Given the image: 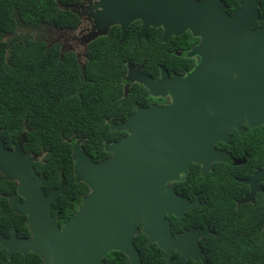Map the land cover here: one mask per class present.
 Instances as JSON below:
<instances>
[{"label": "water", "instance_id": "water-1", "mask_svg": "<svg viewBox=\"0 0 264 264\" xmlns=\"http://www.w3.org/2000/svg\"><path fill=\"white\" fill-rule=\"evenodd\" d=\"M239 8L229 15L222 0H101L96 6L125 24L140 19L144 26H161L164 37L186 30L201 42L190 54L202 60L185 78L161 84L162 96L171 98L164 107L136 110L110 130L125 136L106 144L111 156L96 164L76 141L72 149L73 174L89 188L77 211L62 226L51 214V205L63 191L46 194L45 177L35 172V155L23 149L25 135L12 148L0 136V175L16 183L8 198L13 212L26 217L29 238L0 234V246L10 258L14 252L33 253L43 264H104L111 251L125 255L129 264H142L133 238L139 232L147 245L155 243L167 264L189 260L209 264L198 238L207 230H189L172 236L165 217H182L199 205L175 194L167 186L179 181L191 163L203 167L217 161L213 145L227 142L231 128L242 130L264 123V26L259 20V0H237ZM65 9H67L65 7ZM129 10V11H127ZM165 40V39H164ZM236 78H231V74ZM164 83V82H163ZM159 95V94H155ZM230 96L232 99L230 100ZM217 98L233 104V115L217 118ZM1 132V130H0ZM264 180V169L255 178ZM178 258L173 263L172 256Z\"/></svg>", "mask_w": 264, "mask_h": 264}, {"label": "trees", "instance_id": "trees-1", "mask_svg": "<svg viewBox=\"0 0 264 264\" xmlns=\"http://www.w3.org/2000/svg\"><path fill=\"white\" fill-rule=\"evenodd\" d=\"M79 1L0 0V136L5 147L12 148L24 134L26 154L44 153L35 167L46 177L43 185L46 191L58 185L59 173L68 182L72 180L70 155L76 140H83L82 148L98 162L104 155L105 143L121 135L110 131L108 126L96 124L99 117L106 116L112 109L108 100L112 90L104 84L105 76L109 75L103 71L104 60L86 70V84L76 79L78 68L71 53L66 52L63 59H59L55 26H72L70 7ZM223 1L230 5L235 0ZM259 2L260 21L256 25H264V0ZM97 92L100 100H97ZM30 141L33 147L29 146ZM70 183L75 186L74 182ZM67 188L51 209L60 222L68 220L77 209L75 203L81 202L74 195L86 191V187L70 184ZM15 191V182L5 181L0 175V193ZM209 204L202 212H198V208L188 212L186 220L189 227L205 223L212 227L213 233L205 238L203 247L208 263L264 264V218H258L250 209H234L229 202L218 206L216 199ZM5 207L8 208L7 203H0V210ZM11 213L4 219L6 223L12 224L18 234L27 235L25 217ZM134 242L142 264H167L163 251L155 243L146 245L145 235H138ZM177 258L178 254L174 253L173 263ZM103 260L104 264H129L127 257L118 251H111ZM42 263L33 253H16L8 259L4 251L0 252V264ZM188 264L202 263L189 260Z\"/></svg>", "mask_w": 264, "mask_h": 264}, {"label": "flooded vegetation", "instance_id": "flooded-vegetation-1", "mask_svg": "<svg viewBox=\"0 0 264 264\" xmlns=\"http://www.w3.org/2000/svg\"><path fill=\"white\" fill-rule=\"evenodd\" d=\"M99 2L101 0H80L70 7L74 22L69 27L55 26V45L59 47L60 60L63 59L64 53L72 54L78 68L76 79L82 83L87 84L88 82L85 79L86 70L92 68L95 62H100L101 59L104 60L105 67L103 71L109 74L105 76L104 84L112 90V94L108 98L112 109L106 116L99 117L96 124L98 126H108L110 129L111 122L115 124L123 123L138 109L169 105L171 98L168 94L162 96L161 93L166 92L160 89V85L168 83L170 87V83L174 78L187 77V74L202 60V55L190 54L195 47L199 46L201 39L193 36L188 30L180 35L164 37V27L144 26L140 19L126 23L123 30L122 24L116 22L117 20H113L114 18L107 14V10L96 6ZM223 3L226 5L225 11L229 15H232L239 8L237 0L230 5L226 1H223ZM259 21L260 18L254 24L252 30L264 26L256 25ZM231 78H236V75L231 74ZM100 99L101 96L97 92V100ZM226 99L224 98V102H222L221 98H217V118L233 115L231 111L228 112V109L232 110L234 105L226 103ZM231 99L232 96H230ZM241 128V131L235 127L231 128L228 132L227 142L220 140L213 145V151L217 152L218 160L211 162L206 172H203L201 165L191 163L187 173L182 174L181 180L167 184L175 194L182 198L190 202L194 200L199 202V205H196L192 210L184 212L182 217L165 216L171 224L172 236H177L189 230H207L198 238V245L203 250L205 238L213 233L212 227L209 223H205L204 226L200 227L187 226V214L196 208L199 209L198 212H202L204 209L207 210V206L210 205L209 202L216 199L218 206L229 202L234 209H237V207L250 209L249 212L255 214L258 218H264V180L255 178V175L264 169V123L255 127L241 123ZM119 133L121 135L117 140L106 142L105 145L117 142L125 136L124 132ZM76 141H80V147L82 148L83 140L78 139ZM76 141L73 143L72 149ZM67 142L70 143L71 139H67ZM104 148L102 151L104 155L98 162L93 159L92 155L86 153L98 164L111 156ZM29 155L36 156L37 160L33 166L35 172L39 174L35 164L41 160L43 153L41 155ZM71 156L72 150L70 155L72 161ZM58 178V185L52 187L49 191H46L43 187L45 180L42 187L46 194L57 189L62 182L64 183L63 191L57 198L68 191L69 184L71 187H86L83 194L74 195V197L78 196L81 202L83 197L89 193V188L78 182L74 175L70 182H74L75 186L68 182L61 173H59ZM15 193H0L2 198L0 203L2 205L7 203L8 207L0 210V234L8 238L11 232L15 231L18 238H29V230L27 235L18 234L12 224H7L4 220L13 212L9 206L8 198ZM57 198L52 202L51 209ZM81 202L75 203L77 209ZM54 216L58 217L55 214ZM66 221L60 222L58 218L57 224L60 223L58 225L62 226ZM23 223L26 225V217ZM137 228L139 232L133 238L134 246L135 238L143 234L140 223ZM2 251L7 256L6 250L0 246V252ZM203 252L205 251L203 250ZM16 253L20 252H14L13 254ZM11 257L7 256L8 259H11Z\"/></svg>", "mask_w": 264, "mask_h": 264}, {"label": "rangeland", "instance_id": "rangeland-1", "mask_svg": "<svg viewBox=\"0 0 264 264\" xmlns=\"http://www.w3.org/2000/svg\"><path fill=\"white\" fill-rule=\"evenodd\" d=\"M4 134H5L6 136H8V132L4 131ZM35 142H36V141H35ZM32 144H33L32 141H30L29 146L33 147ZM43 154H44V153H43Z\"/></svg>", "mask_w": 264, "mask_h": 264}]
</instances>
